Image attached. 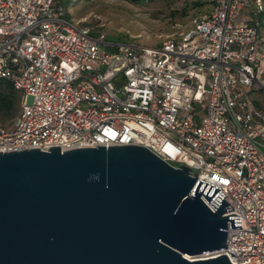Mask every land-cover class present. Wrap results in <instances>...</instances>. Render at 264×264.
Here are the masks:
<instances>
[{"label": "built area", "instance_id": "1", "mask_svg": "<svg viewBox=\"0 0 264 264\" xmlns=\"http://www.w3.org/2000/svg\"><path fill=\"white\" fill-rule=\"evenodd\" d=\"M56 1L0 0V78L20 95L0 152L145 147L221 188L224 216H239L227 250L201 257L264 264V35L244 16L261 17L264 0H217L159 46L115 51Z\"/></svg>", "mask_w": 264, "mask_h": 264}, {"label": "water", "instance_id": "2", "mask_svg": "<svg viewBox=\"0 0 264 264\" xmlns=\"http://www.w3.org/2000/svg\"><path fill=\"white\" fill-rule=\"evenodd\" d=\"M196 175L135 145L1 151L0 264H231L194 259L241 228Z\"/></svg>", "mask_w": 264, "mask_h": 264}, {"label": "rangeland", "instance_id": "3", "mask_svg": "<svg viewBox=\"0 0 264 264\" xmlns=\"http://www.w3.org/2000/svg\"><path fill=\"white\" fill-rule=\"evenodd\" d=\"M186 3L185 0H175L172 3L136 5L122 0H67L64 9L71 13L72 18L80 25H88L90 29L106 36V43L111 46L103 45L104 50L115 51V45L132 43L139 46H156L166 37L175 35V26L180 19V15L176 16V9H181ZM212 8L209 4L195 9L192 14L208 15ZM66 17L72 20L69 16ZM253 17L259 22L261 33L264 35V12L261 17L256 14H253ZM262 66L264 67V62ZM12 121L13 119L4 118L0 114V127H9ZM262 144L264 145V142ZM262 150L264 151V147ZM199 258L203 257L194 259Z\"/></svg>", "mask_w": 264, "mask_h": 264}, {"label": "trees", "instance_id": "4", "mask_svg": "<svg viewBox=\"0 0 264 264\" xmlns=\"http://www.w3.org/2000/svg\"><path fill=\"white\" fill-rule=\"evenodd\" d=\"M66 1L67 0H57L56 5L64 7V3ZM122 1H126L136 5H145V4H154V3H164V2L172 3L175 0H122ZM185 1L187 2L185 6H183L181 9H176V11L178 12L176 16L180 15V19L177 20L178 21L176 24L177 26H175L176 32L175 35H172L174 37H176L182 32L187 31L191 27L192 21L195 18L203 17V16L193 15L192 11H194L195 9H200L201 7L209 4L212 5L214 8L217 4V0H185ZM66 15L69 16L71 19H73L71 13L67 12V10H66ZM91 34L93 36H97L100 33L95 32L93 29H91ZM162 42L163 40L160 43H158L156 46H159ZM156 46H146V47H156ZM19 101H20V95L14 89L12 83L9 80L0 78V114L4 116V118L14 120V118L17 116L19 112L18 111Z\"/></svg>", "mask_w": 264, "mask_h": 264}, {"label": "crops", "instance_id": "5", "mask_svg": "<svg viewBox=\"0 0 264 264\" xmlns=\"http://www.w3.org/2000/svg\"><path fill=\"white\" fill-rule=\"evenodd\" d=\"M253 10H252V8L251 9H248V10H246V11H244V16H246V17H248V18H250V19H253V20H255L254 19V17H253ZM254 96H257L256 94H254ZM258 96L259 97H261L262 99H261V102L259 103L260 105H264V94H258Z\"/></svg>", "mask_w": 264, "mask_h": 264}]
</instances>
